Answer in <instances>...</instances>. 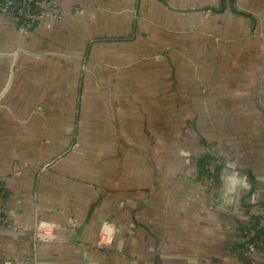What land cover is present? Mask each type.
Here are the masks:
<instances>
[{"label":"crops","instance_id":"1","mask_svg":"<svg viewBox=\"0 0 264 264\" xmlns=\"http://www.w3.org/2000/svg\"><path fill=\"white\" fill-rule=\"evenodd\" d=\"M50 6L0 14V264H264V0Z\"/></svg>","mask_w":264,"mask_h":264},{"label":"built area","instance_id":"2","mask_svg":"<svg viewBox=\"0 0 264 264\" xmlns=\"http://www.w3.org/2000/svg\"><path fill=\"white\" fill-rule=\"evenodd\" d=\"M56 7L50 6V0H0V14L12 16L19 25L23 33L34 30L44 21L47 13L58 14ZM220 162L210 160L206 164V171L211 176L218 174ZM4 193L0 182V196ZM0 225L9 229L14 228V223L7 217L0 215ZM264 228V210L257 220L248 225L244 231L246 248L250 254L264 251V235H259L260 230Z\"/></svg>","mask_w":264,"mask_h":264},{"label":"trees","instance_id":"3","mask_svg":"<svg viewBox=\"0 0 264 264\" xmlns=\"http://www.w3.org/2000/svg\"><path fill=\"white\" fill-rule=\"evenodd\" d=\"M206 10L207 11H212V12H215V13H220V12H223L225 10V7H224V5H222L220 8H207ZM217 159L218 158L216 156H211V155H208L205 159H203L202 162H201V169H202L203 173L208 174L206 169H205L206 164L208 163V161L217 160ZM220 167H222L221 164L219 165V169H220ZM1 196H0V198H1ZM259 235H264V228L262 230H260Z\"/></svg>","mask_w":264,"mask_h":264},{"label":"rangeland","instance_id":"4","mask_svg":"<svg viewBox=\"0 0 264 264\" xmlns=\"http://www.w3.org/2000/svg\"><path fill=\"white\" fill-rule=\"evenodd\" d=\"M189 68H190V69H193V67H192V66H189ZM197 69H198V70H200V69H199V67H198ZM193 70H195V69H193ZM192 72H193V71H192Z\"/></svg>","mask_w":264,"mask_h":264}]
</instances>
